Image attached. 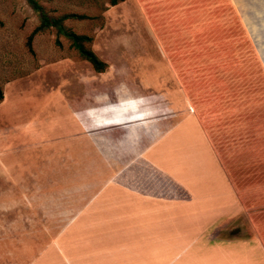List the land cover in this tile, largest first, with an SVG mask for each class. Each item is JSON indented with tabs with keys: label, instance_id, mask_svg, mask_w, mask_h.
<instances>
[{
	"label": "crops",
	"instance_id": "0c3cea01",
	"mask_svg": "<svg viewBox=\"0 0 264 264\" xmlns=\"http://www.w3.org/2000/svg\"><path fill=\"white\" fill-rule=\"evenodd\" d=\"M179 5L189 11V0ZM87 64L75 71L95 89L71 115L89 125L79 118L83 139L69 154L7 169L0 142V245L25 246V264H264V142L237 166V131L221 132L224 112L180 91L177 76L103 82L108 69ZM14 129L0 124V134Z\"/></svg>",
	"mask_w": 264,
	"mask_h": 264
},
{
	"label": "rangeland",
	"instance_id": "374dc122",
	"mask_svg": "<svg viewBox=\"0 0 264 264\" xmlns=\"http://www.w3.org/2000/svg\"><path fill=\"white\" fill-rule=\"evenodd\" d=\"M263 1L237 0L235 14L228 0H189V11L179 5L178 13L176 0H124L116 6L109 0H37L50 18L85 16L63 26L91 38L86 46L108 69L103 82L107 76H177L179 90L202 107L224 112L227 124L220 131L228 138L237 131V166L257 142H264V15L256 11ZM39 23L26 0H0V124L16 126L13 133L0 134V142L8 145L2 157L7 169L24 168L26 158H32L34 164L26 168L41 170L53 154L57 158L67 148L69 154V143H81V120L89 125L71 115L79 112L78 99L95 89L94 82H85L86 73L75 71L76 63L87 62L54 28L38 33L30 51L27 39ZM185 28L201 30L186 37L178 33ZM82 170L89 173L90 164L83 161ZM6 180L3 175L2 183ZM25 249L0 245V264H25L33 254L26 257Z\"/></svg>",
	"mask_w": 264,
	"mask_h": 264
},
{
	"label": "trees",
	"instance_id": "16d2710c",
	"mask_svg": "<svg viewBox=\"0 0 264 264\" xmlns=\"http://www.w3.org/2000/svg\"><path fill=\"white\" fill-rule=\"evenodd\" d=\"M124 0H109V5L110 6H116L118 3L123 2ZM26 2L31 6V8L36 12L39 18V25L36 26L32 32L29 34L28 39H27V47L30 51H32V41L34 37L46 29L49 28H54L57 32V34H61L65 36L67 39L70 40L71 46L76 50L77 54L79 57L87 61L93 69L101 73L105 71L106 69V64L101 61L96 54L89 49L86 44L91 42V38L86 35H79L71 30L66 29L63 26V22L68 19H83L85 16H80V15H74V14H67V15H62L58 18H50L41 5L37 2V0H26ZM57 45H59L58 40H56ZM3 100V93L0 88V101Z\"/></svg>",
	"mask_w": 264,
	"mask_h": 264
}]
</instances>
